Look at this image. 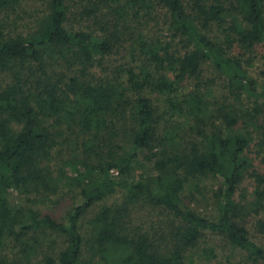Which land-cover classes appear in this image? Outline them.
<instances>
[{"label":"trees","instance_id":"trees-1","mask_svg":"<svg viewBox=\"0 0 264 264\" xmlns=\"http://www.w3.org/2000/svg\"><path fill=\"white\" fill-rule=\"evenodd\" d=\"M21 2L0 0V264H264V0H45L27 31Z\"/></svg>","mask_w":264,"mask_h":264},{"label":"rangeland","instance_id":"rangeland-1","mask_svg":"<svg viewBox=\"0 0 264 264\" xmlns=\"http://www.w3.org/2000/svg\"><path fill=\"white\" fill-rule=\"evenodd\" d=\"M45 7V0H22L20 4H17L16 8L11 11L12 13L10 14V24L15 25V27H18L22 31H27L29 28H31L34 25V20L36 17H38L40 14H42L43 10ZM9 21V20H8ZM15 23V24H13ZM16 30V29H15ZM129 57L123 54H116L115 56L112 57L113 64L115 63H123L127 61ZM254 75L260 80L264 82V49L259 50V58L255 60L254 67L252 69ZM4 78V77H2ZM1 78V79H2ZM170 119H173L170 117ZM262 120H264V115ZM257 140V139H256ZM256 140L251 145V151H250V157H252L254 161V165L257 169L260 171L264 172V161L262 159V153L259 155L257 153L258 148L255 145ZM55 163H60L59 157L56 159ZM116 175V173H115ZM13 197L14 199L17 197L16 201H19V195L17 192H13ZM74 201V196L71 193H64L60 194L57 196H53V200H47L44 203L41 204V210L42 211H49L52 214L56 216V218L62 220L65 217V213L69 206L73 204ZM98 209H95L94 211L90 212L86 218L83 220L82 223V228H89V220L92 218L93 214L97 211ZM86 233V232H85ZM50 242V241H49ZM58 245H62L61 241L53 245L49 246L50 248H56ZM235 261L239 260L242 258L241 253H236L233 254ZM211 264H226L224 263V258L221 254V256L216 259L212 260Z\"/></svg>","mask_w":264,"mask_h":264}]
</instances>
